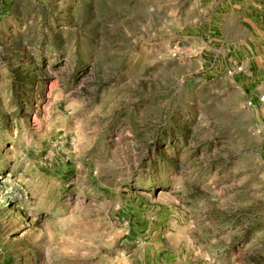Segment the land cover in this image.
I'll return each mask as SVG.
<instances>
[{"label": "rangeland", "instance_id": "obj_1", "mask_svg": "<svg viewBox=\"0 0 264 264\" xmlns=\"http://www.w3.org/2000/svg\"><path fill=\"white\" fill-rule=\"evenodd\" d=\"M0 264H264V0H0Z\"/></svg>", "mask_w": 264, "mask_h": 264}]
</instances>
